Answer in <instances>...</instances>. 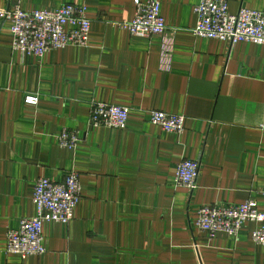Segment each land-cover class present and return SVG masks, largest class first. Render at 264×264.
I'll use <instances>...</instances> for the list:
<instances>
[{
  "label": "crops",
  "instance_id": "1",
  "mask_svg": "<svg viewBox=\"0 0 264 264\" xmlns=\"http://www.w3.org/2000/svg\"><path fill=\"white\" fill-rule=\"evenodd\" d=\"M159 1L166 29L139 37L117 25L134 0H0L85 5L91 20L87 46L36 57L12 51L0 18V264H264L254 222L212 239L195 224L201 205L253 199L264 210V45L196 37L199 0ZM240 8L264 11V0H228ZM91 101L129 107L126 127H89ZM153 109L183 115L182 132L151 123ZM63 129L77 132L75 148L59 146ZM182 159L199 162L193 189L174 185ZM71 170L72 219L43 223V254L7 253L6 231L35 214L36 180Z\"/></svg>",
  "mask_w": 264,
  "mask_h": 264
},
{
  "label": "built area",
  "instance_id": "2",
  "mask_svg": "<svg viewBox=\"0 0 264 264\" xmlns=\"http://www.w3.org/2000/svg\"><path fill=\"white\" fill-rule=\"evenodd\" d=\"M135 15L117 25L130 35L151 37L166 29L160 13L159 0H134ZM196 25L192 32L196 37L219 39L231 45L251 42L264 45V11L240 8L236 13L228 10V0H199L194 7ZM1 22H7L13 52L42 57L46 52L68 46L85 47L88 44L91 20L85 5L63 4L56 9L24 10L19 4L0 10ZM39 97L34 93L24 95V103L35 106ZM129 107L91 101L89 127L123 129L127 125ZM149 120L168 132L181 133L184 116L150 110ZM59 146L75 148L80 138L76 131L63 129L56 135ZM199 171L197 160L182 159L176 166L174 185L193 189ZM264 198V187L260 191ZM81 197L78 173L69 171L61 181L39 177L34 185L32 200L35 214L22 217L16 228L6 233L5 251L26 256H39L45 252L43 223L54 221L68 223ZM245 221L256 224L251 239L264 246V210H259L253 199L240 204L201 205L196 211V226L212 239L225 232L236 236Z\"/></svg>",
  "mask_w": 264,
  "mask_h": 264
}]
</instances>
